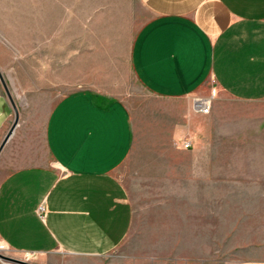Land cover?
I'll use <instances>...</instances> for the list:
<instances>
[{
  "label": "crops",
  "instance_id": "1",
  "mask_svg": "<svg viewBox=\"0 0 264 264\" xmlns=\"http://www.w3.org/2000/svg\"><path fill=\"white\" fill-rule=\"evenodd\" d=\"M139 1L149 17L133 38L130 64L145 89L186 102L213 80L229 99L264 102V0ZM14 100L19 122L0 152V241L14 252L44 256L43 264H157L152 256L116 253L136 226L132 194L119 175L136 136L126 102L81 89L65 94L43 113L32 103ZM202 113L189 103L182 112L183 124L189 123L194 135L187 137L181 124L176 130L192 147L195 142L202 146L201 136L208 131ZM14 119L0 78V144ZM258 119L264 116L260 113ZM233 127L234 138L249 134L244 126L241 131L239 125ZM258 144L228 142L227 150L236 152V158L228 159L226 172L220 173L218 159L195 160L194 167H210L212 182H261L264 172L256 168L264 161L250 158ZM195 204L188 215L199 218L185 221L176 242L168 233H158L168 230L155 226L154 220L138 224L141 241L146 246L204 245L202 215L217 216L218 211L212 203L209 212ZM217 220L212 221L214 228ZM249 231L246 225L236 228L237 245H262ZM0 264L8 263L0 259ZM176 264L219 263L180 258ZM236 264H264V254Z\"/></svg>",
  "mask_w": 264,
  "mask_h": 264
},
{
  "label": "rangeland",
  "instance_id": "2",
  "mask_svg": "<svg viewBox=\"0 0 264 264\" xmlns=\"http://www.w3.org/2000/svg\"><path fill=\"white\" fill-rule=\"evenodd\" d=\"M148 17L139 0H0V70L16 101L32 103L43 113L65 94L81 89L116 96L130 108L135 144L119 175L132 194L136 226L116 253L152 256L157 264H176L180 258L236 264L260 257L264 254V176L261 182L236 183L225 178L212 182L210 167L195 168L194 163L218 159L220 173L226 172L228 159L236 158V152L227 150V143L234 139L259 142V150L251 151L250 158L264 161V119H258L260 113L264 116V102L229 99L213 80L186 102L150 93L130 64L133 38ZM197 96L211 101L210 112L202 113L208 131L201 136L202 146L195 142V147L182 148L185 137L178 138L176 130L181 124L187 137L194 135L189 133V123L183 124L182 112L189 103L195 106ZM238 125L249 134L234 138L233 126ZM256 169L264 172V166ZM195 202L205 212L211 203L218 211L217 216L202 215L204 245H144L138 230L141 224L154 220L155 226L168 230L157 232L168 233L174 240L185 221L190 224L199 218L188 215ZM240 225L249 227L248 234L262 245L239 247L235 230ZM0 251L30 263L43 264L46 259L14 252L1 241Z\"/></svg>",
  "mask_w": 264,
  "mask_h": 264
},
{
  "label": "water",
  "instance_id": "3",
  "mask_svg": "<svg viewBox=\"0 0 264 264\" xmlns=\"http://www.w3.org/2000/svg\"><path fill=\"white\" fill-rule=\"evenodd\" d=\"M0 78H1V81H2V84L5 88V91L7 93V95L9 96V99L11 100L12 104H13V107H14V110H15V119H14V122L12 124V126L10 127L9 131L7 132L6 136L4 137L2 143L0 144V152L2 151L4 145L6 144V142L9 140V138L11 137V135L13 134L18 122H19V108L14 100V97L8 87V84L6 82V80L4 79L2 73L0 72ZM0 259L8 264H13L14 262H17V263H22V264H34V263H30V262H26V261H23V260H20V259H17V258H14V257H11V256H8L6 254H4L3 252L0 251Z\"/></svg>",
  "mask_w": 264,
  "mask_h": 264
},
{
  "label": "built area",
  "instance_id": "4",
  "mask_svg": "<svg viewBox=\"0 0 264 264\" xmlns=\"http://www.w3.org/2000/svg\"><path fill=\"white\" fill-rule=\"evenodd\" d=\"M195 107L197 110L203 112V113H208L211 110V101L203 98V97H195L194 99ZM192 141L190 139L184 140L183 141V147L184 148H191L192 147ZM43 210V206L40 208Z\"/></svg>",
  "mask_w": 264,
  "mask_h": 264
}]
</instances>
